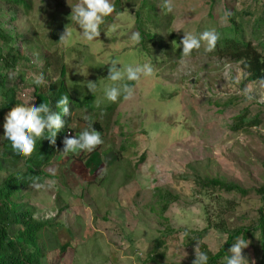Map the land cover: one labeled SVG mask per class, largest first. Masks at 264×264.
<instances>
[{"label":"rangeland","instance_id":"1","mask_svg":"<svg viewBox=\"0 0 264 264\" xmlns=\"http://www.w3.org/2000/svg\"><path fill=\"white\" fill-rule=\"evenodd\" d=\"M125 1L121 5L126 6ZM31 2L26 15L0 0V29L15 38L13 44L28 58L18 65L21 80L16 84L22 99L33 103V73L57 85L63 65L73 103L84 107L72 113L70 137L97 120L103 141L92 152L55 156L45 168L46 186L24 192L23 201L33 207L34 218L48 226L46 264H189L195 244L197 251L201 244L218 251L225 238L213 229L197 238L207 227L205 206L212 216L219 211L198 194L194 181L216 178L250 191L225 215L232 226L254 217L259 199L253 190L264 185V83L245 82L239 63L205 51L204 42L175 66L167 64V46L148 52L140 42H131L136 31L128 11L110 14L100 36L86 42L70 19L76 0ZM170 3L171 28L180 39L183 32H217L226 24L223 9L228 4L245 38L264 47V0ZM212 11L217 15L212 17ZM64 30L72 36L62 42ZM113 62L121 69L147 62L153 75L125 80L134 85L133 96L110 102L104 88L112 83L106 77ZM90 83L95 84L92 92ZM245 109L259 124L234 129L235 118ZM75 160L83 163V171L73 167ZM5 175L0 172V183ZM166 192L176 200L162 211ZM215 195L222 204L231 196L221 190ZM164 228L176 230V236L168 240L163 258L150 261L152 242ZM246 243L241 254L247 264H262L259 234Z\"/></svg>","mask_w":264,"mask_h":264},{"label":"trees","instance_id":"2","mask_svg":"<svg viewBox=\"0 0 264 264\" xmlns=\"http://www.w3.org/2000/svg\"><path fill=\"white\" fill-rule=\"evenodd\" d=\"M1 1L10 8H22L26 15L32 10L31 0ZM125 2L126 6L121 5V0H114V12L111 15L128 11L134 17V30L140 34V44L144 45V50L149 52L154 50H150L151 48L167 46L170 54L164 62L175 66L183 58L180 54V37L171 28L173 16L171 12L164 10L163 0H126ZM231 8L226 4L223 9L226 24L217 29L218 39L212 53L239 63L245 75V82L264 83V47L245 38L241 27L235 22ZM211 15L214 17L217 14L212 11ZM0 39L2 40L0 64L3 67L0 71V172L6 173L0 183V264H46V257L50 250V243L44 240L47 223L34 218L33 207L27 201H23V196L24 192L32 187L33 178H38V182L41 183L46 182L45 168L51 164L55 156L63 153L61 152L62 141L66 136L70 137L73 131L71 126L74 115L72 113H78L84 107H77L73 103L74 95L63 80L64 66L62 65L57 85L46 81L43 85L33 86L32 98L34 99L29 106L46 102L52 106L53 111H59L55 109V102L61 95L68 96V108L71 114L62 116L66 122L65 127L57 133L55 144H49L47 139L37 140L30 156L24 157L15 153L10 142L3 138L2 125L4 116L12 107L16 104L28 105L22 99L16 84L21 80L18 75V65L28 61V58L20 53L18 45L13 44L15 38L5 34L2 29H0ZM115 106H112L113 111ZM258 124L257 117L248 118V111L245 109L235 118L233 128H251ZM91 125L95 130L102 131L99 121L96 120ZM82 159V157L79 158V160ZM194 182L198 194L208 199L216 211H219L218 215L212 216L208 211L209 208L205 206L207 227L197 235V238L201 239L204 232L213 229L226 240L216 252L211 251L205 244L200 245V251L208 255V264H225L224 257L229 254L228 248L234 239L239 237L248 242L256 233L259 234L260 259L264 264V185L253 190L259 199V206L254 211V217L244 225L232 226L229 215H225L226 212L235 211L238 200L247 196L250 191L235 183L216 178L196 177ZM216 190L229 193L231 196L222 204L215 195ZM163 198L166 202L162 204V211H165L168 205L176 200V196L166 192ZM159 232L160 235L152 242V254L148 256V259L154 262L165 256L168 240L170 237H175L177 233L171 228H164ZM68 246V243L62 245L61 253L65 252ZM189 264H192V261Z\"/></svg>","mask_w":264,"mask_h":264},{"label":"clouds","instance_id":"3","mask_svg":"<svg viewBox=\"0 0 264 264\" xmlns=\"http://www.w3.org/2000/svg\"><path fill=\"white\" fill-rule=\"evenodd\" d=\"M70 19L79 29L80 37L91 42L98 38L101 33V25L106 17L114 12L113 0H76L70 6ZM164 10L171 12L170 0H163ZM179 30V29H177ZM72 34L64 30L59 40L64 42L71 39ZM218 39V33L214 29L205 30L199 35L183 32L179 47L181 57H188L194 49L201 47V42L206 44L205 51H211ZM133 44H138L141 40L138 32H133L130 36ZM108 75L106 79L111 83L104 88V96L110 102H116L118 98L129 100L133 96V84L124 83L125 80L136 82L141 77L147 78L153 75V67L150 63L137 64L135 66H125L123 69L117 68L115 62L108 64ZM32 83L40 86L46 83L43 74H32ZM94 83L88 85V90L92 92ZM68 96L61 95L55 102V109L49 103L42 102L37 106L16 104L4 116L3 138L10 142L11 148L17 154L24 157L31 155L37 140L47 139L49 144H55L57 133L65 127V120L62 116H69ZM87 120V117H85ZM72 134V133H71ZM100 133L95 130L91 123L87 128L81 130L74 137L66 136L63 141V153H76L78 151L92 152L96 146L102 144ZM31 186L43 188L46 185L38 182V178H33ZM47 186H51L50 184ZM185 236L188 233H184ZM226 240L222 241V245ZM247 246L244 239L239 237L234 239L228 248L225 257V264H247L242 256V249ZM194 259L192 264H208V255L203 251H197V244L194 245Z\"/></svg>","mask_w":264,"mask_h":264},{"label":"crops","instance_id":"4","mask_svg":"<svg viewBox=\"0 0 264 264\" xmlns=\"http://www.w3.org/2000/svg\"><path fill=\"white\" fill-rule=\"evenodd\" d=\"M80 161L82 162L83 160H80ZM80 161L75 160L76 163H74L73 167H74V166L79 167V168H80L79 170H80V171H81V170L83 171V166H82L83 163H81ZM84 161H85V160H84ZM71 167H72V166H71ZM68 170H69V169H68ZM69 171H71V170H69ZM80 171H79V172H80ZM80 174H81V173H80ZM82 175H83V176H82V178H83V177H84V173H83Z\"/></svg>","mask_w":264,"mask_h":264}]
</instances>
